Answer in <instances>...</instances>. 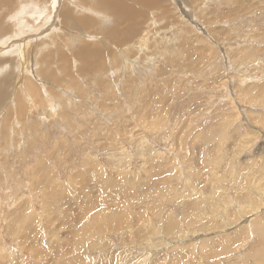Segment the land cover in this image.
Segmentation results:
<instances>
[{"label": "rangeland", "instance_id": "374dc122", "mask_svg": "<svg viewBox=\"0 0 264 264\" xmlns=\"http://www.w3.org/2000/svg\"><path fill=\"white\" fill-rule=\"evenodd\" d=\"M98 1L0 0V264H264V0Z\"/></svg>", "mask_w": 264, "mask_h": 264}, {"label": "bare ground", "instance_id": "6f19581e", "mask_svg": "<svg viewBox=\"0 0 264 264\" xmlns=\"http://www.w3.org/2000/svg\"><path fill=\"white\" fill-rule=\"evenodd\" d=\"M76 1V0H75ZM86 1V0H85ZM89 1V0H88ZM155 2H156V5L154 4V2H153V0H101V2L100 1H98L99 2V5H98V8H96L97 10H98V12H99V10L102 12V10L103 9H105V11L106 12H109V13H111V14H113V15H115V21H117V22H122V20L123 19H128L129 18V20L130 21H132V19L134 18H136L137 17V14H135V15H132L133 14V11H134V3H136V4H139V5H141L143 8L145 7H148L149 8V10H151L152 9V11H153V9L156 11L157 10V4H158V0H154ZM31 2V1H30ZM52 2L54 3V4H56V8H55V13H54V15H52V16H54V19L53 20H57L58 21V23L57 24H59L60 23V25L63 23L64 25H67L68 27H70L71 29H78V28H80V27H82V28H87V27H89V28H91L92 26H93V24H96V22H95V20H93V19H91V17H86L85 16V14H84V16L85 17H83V18H77L76 16H74L73 17V15H75V10L72 8V7H68L67 5H63L62 7L60 6V3H56V0H52ZM78 2V1H77ZM75 3V2H74ZM89 3V2H88ZM96 3H97V0H96ZM42 4V3H41ZM64 4V3H63ZM98 4V3H97ZM62 5V4H61ZM75 5V4H74ZM78 5V4H77ZM92 5V4H91ZM82 6V5H81ZM85 6V5H84ZM94 6V5H93ZM76 7V6H75ZM74 7V8H75ZM78 7H79V5H78ZM29 8V7H28ZM78 9V8H77ZM90 9H92L93 10V8H90ZM96 9H95V11H96ZM38 10V9H37ZM86 10H87V8H86ZM34 11V10H33ZM104 11V12H105ZM50 12H52L51 10H50ZM37 13V12H36ZM127 13H129V16H127L126 14ZM49 14V13H48ZM51 14V13H50ZM49 14V15H50ZM91 15V14H90ZM104 15V14H103ZM79 16V15H78ZM82 16V15H81ZM111 16V15H110ZM110 16H109V18H110ZM47 17V16H46ZM46 17H45V19H46ZM113 17V16H112ZM111 17V18H112ZM49 18V17H48ZM52 18V17H51ZM108 18V17H107ZM34 19V18H33ZM44 19V18H43ZM44 19V20H45ZM95 19V18H94ZM112 19V20H113ZM106 20H108V19H106ZM108 21H110V20H108ZM108 21H106V22H108ZM95 22V23H94ZM105 22V23H106ZM121 22H120V25H121ZM27 23H28V21H27ZM54 22H52L51 24H50V26L48 27V28H50L51 27V25L53 24ZM103 23H104V21H103ZM34 24V23H33ZM37 24V23H36ZM36 24H34L35 26H38V25H36ZM55 24V23H54ZM97 24H99V23H97ZM96 26V25H95ZM115 26V25H114ZM61 27V26H60ZM118 27V26H117ZM66 28V27H65ZM106 28V27H105ZM113 28V27H112ZM57 29H59V28H57ZM92 30H93V28H91ZM102 29V28H101ZM104 29V28H103ZM102 29V30H103ZM120 29H121V27L119 28H115V29H112V30H114V31H112V32H110L111 34H115V33H118L120 36H122V37H126L127 35H129V34H127V33H120ZM48 30V29H47ZM61 30V29H60ZM65 30V29H64ZM86 30H88V29H85V31ZM90 30V29H89ZM63 31V30H62ZM67 31V30H66ZM82 31V30H81ZM109 31V30H108ZM68 32H69V30H68ZM78 32H79V30H78ZM87 33H88V31H86ZM85 32V33H86ZM90 32V31H89ZM107 32V31H106ZM49 33V32H48ZM56 33V32H55ZM63 33V32H62ZM84 33V32H83ZM91 34H92V32H90ZM94 33V32H93ZM45 35V34H44ZM59 35H61V34H59ZM67 34H65V36H66ZM69 35V34H68ZM70 35H72V34H70ZM109 35V34H108ZM147 35V34H146ZM28 37L25 39V40H27V39H29V38H32V37H29V35H27ZM33 36V35H32ZM51 36V35H50ZM58 36V35H57ZM89 36V35H88ZM102 36V35H101ZM34 37V36H33ZM43 37H45V36H43ZM52 37V36H51ZM95 37H96V35H95ZM58 38V37H57ZM67 38V37H66ZM70 38V37H69ZM92 38V37H91ZM100 38V37H99ZM103 38V37H102ZM108 38V37H107ZM113 38V37H112ZM120 38V37H119ZM54 38H52V40H53ZM61 39H62V36H61ZM71 39V38H70ZM108 39H110V37L108 38ZM34 40V39H33ZM55 40V39H54ZM83 40V39H82ZM21 41V40H20ZM61 41V40H60ZM76 41V40H75ZM89 41V40H88ZM97 41V40H96ZM103 41V40H102ZM108 41V40H107ZM110 41V40H109ZM111 41H112V39H111ZM115 41V40H114ZM36 42V41H35ZM41 42V41H40ZM50 42V41H49ZM62 42V41H61ZM81 42H83V41H81ZM99 42V41H98ZM104 42H105V40H104ZM25 43V42H24ZM32 43H34L33 41H32ZM51 43H52V41H51ZM68 43L70 44V42L68 41ZM73 43H76V42H73ZM100 43V42H99ZM106 43V42H105ZM109 43V42H108ZM110 43H112V42H110ZM109 43V44H110ZM124 43H126V42H124ZM36 44V43H35ZM50 44V43H49ZM56 44H57V42H56ZM63 44V43H62ZM65 44V43H64ZM78 44H80V43H78ZM82 44V43H81ZM94 44H96L95 43V41H94ZM98 44V43H97ZM102 45H104L103 44V42L101 43ZM101 44H99V45H101ZM32 45V44H31ZM66 45V44H65ZM68 45V44H67ZM84 46H83V48H82V45H81V48H82V50H84L85 51V53H80V55H81V57L84 59V61H86V60H88L89 62H91V63H96L97 64V62L96 61H98L100 58L99 57H101V55L103 54V52L104 51H102V49H95V50H92V48L89 46L90 45V43H89V45L86 43V45L85 44H83ZM112 45V44H111ZM114 45H115V42H114ZM114 45H113V47H114ZM126 45V44H125ZM60 46H62V45H60ZM80 46V45H79ZM122 46V45H121ZM43 47V46H42ZM52 47V46H51ZM54 47V46H53ZM63 47V46H62ZM93 47V46H92ZM141 47V46H140ZM23 48V47H22ZM64 48V47H63ZM105 48H106V46H105ZM116 48V47H115ZM123 48H124V46H123ZM25 49V48H24ZM23 49V50H24ZM56 49V48H55ZM66 49H68V48H66ZM94 49V48H93ZM69 50V49H68ZM119 50V49H118ZM25 51V50H24ZM28 51V50H27ZM109 51V50H108ZM122 51V50H121ZM21 52V51H20ZM23 52V51H22ZM19 53V52H18ZM27 53V52H26ZM33 53V52H32ZM105 53V52H104ZM19 54H21V53H19ZM54 54H56V51H55V53ZM79 54V53H78ZM23 55H24V53H23ZM29 55V54H28ZM95 55H99V57H97V56H95ZM27 56V55H26ZM35 56V55H34ZM23 57V56H22ZM29 57V56H28ZM20 58H21V56H20ZM25 59H26V57H24ZM23 58V59H24ZM34 59V58H33ZM36 60H37V58H35ZM80 59V58H79ZM35 60V61H36ZM25 61V60H24ZM28 62V61H27ZM33 63V62H32ZM90 63V64H91ZM38 64H40V63H38ZM82 64V63H81ZM84 64H85V62H84ZM100 64V63H99ZM102 64V63H101ZM115 64V63H114ZM33 65V64H32ZM96 66H98V65H96ZM27 68H28V66H26ZM33 67V66H32ZM93 67H94V65H93ZM102 67V66H101ZM118 67V66H117ZM88 69V68H87ZM96 69V68H95ZM33 72H34V70H33ZM28 74V73H27ZM36 74V73H35ZM29 75V74H28ZM21 79V78H20ZM44 82V81H43ZM26 93V92H25ZM29 93V92H28ZM27 94V93H26ZM47 94H49V93H47ZM51 94V93H50ZM51 96V95H50ZM49 96V97H50ZM27 100V99H26Z\"/></svg>", "mask_w": 264, "mask_h": 264}]
</instances>
